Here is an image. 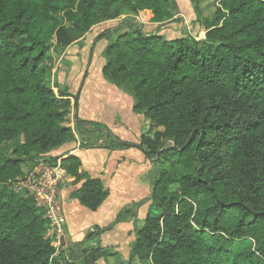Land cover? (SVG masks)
I'll use <instances>...</instances> for the list:
<instances>
[{"label": "trees", "instance_id": "obj_1", "mask_svg": "<svg viewBox=\"0 0 264 264\" xmlns=\"http://www.w3.org/2000/svg\"><path fill=\"white\" fill-rule=\"evenodd\" d=\"M143 10L153 12L155 31L136 20ZM180 13L177 0H0V264H75L55 255L44 210L13 183L79 139L85 148L138 147L153 161L152 202L127 264H264V0H219L200 20L201 39L161 33ZM115 19L96 41L108 40L106 79L150 123L137 143L101 122L72 126L79 94L53 79L54 52ZM61 159L84 179L80 202L97 210L108 187L79 172L78 156ZM81 245L72 255L82 264L107 251Z\"/></svg>", "mask_w": 264, "mask_h": 264}, {"label": "crops", "instance_id": "obj_2", "mask_svg": "<svg viewBox=\"0 0 264 264\" xmlns=\"http://www.w3.org/2000/svg\"><path fill=\"white\" fill-rule=\"evenodd\" d=\"M140 13L148 14L147 23L151 24L149 26L143 22L146 25L144 30L148 31L146 28L150 27L152 29H149L150 31H155L159 24L152 21L153 12L143 10ZM119 21L121 19L109 20L93 27L80 42L70 45L62 52V57L74 53L82 58L77 65L78 68L75 67L76 65L72 66L73 70L79 71V74L86 66V72L78 91L68 83L71 72L63 70L60 67V61L55 64L54 73L60 83L68 85L71 93L79 94L78 105L72 111L73 126L77 118L101 122L123 140L137 143L141 139L144 132L142 129L147 122H144L143 116L134 110V97L106 79L103 73L106 59L102 58V55H104L108 40L103 38L96 41L101 31L116 28ZM104 25H107V28ZM168 26L169 23L162 27L161 33L172 38L167 32ZM100 29L101 31L98 32ZM203 33L204 36L202 35L201 38L205 37V30ZM175 37L179 36L173 38ZM90 41H93L91 48L89 47ZM98 44L101 45L99 49H97ZM76 77L79 78V76ZM132 133L135 135L133 136ZM69 154L81 159L80 173L86 172L93 178H100L109 189V195L102 205L97 210H91L85 207L76 196V191L81 187L84 179L78 180L71 176L72 181L63 193L67 218L66 231L70 245L82 242L81 246L87 248L86 240L95 238L98 240L95 246L103 249L114 248V252L120 253L123 259H129L131 247L136 240V231L143 225L152 202L150 197L153 188V161L138 147L121 150L101 147L85 148L81 145L80 139L68 142L49 153L52 156H59L58 158ZM141 200L145 202L136 209L135 217L117 221L123 209ZM93 233L95 235L92 237Z\"/></svg>", "mask_w": 264, "mask_h": 264}, {"label": "rangeland", "instance_id": "obj_3", "mask_svg": "<svg viewBox=\"0 0 264 264\" xmlns=\"http://www.w3.org/2000/svg\"><path fill=\"white\" fill-rule=\"evenodd\" d=\"M177 1L180 5V10H181V13L178 15V17H180L181 19L179 21L169 23V26L167 27L168 28L167 32L169 33V36L172 37L169 39H173L174 36H185V35H192L198 38H201L202 35L204 36V33H203L204 27L200 20L201 18L212 17L214 15L216 11V6L218 5L219 0H177ZM196 5L199 6L198 10H196L195 8ZM136 20L139 23H142L144 28L146 27V25L143 22H146V24H148L149 26L151 25L150 23H147L149 21L148 14L139 13L138 15H136ZM119 24H120V21H119ZM104 26L105 28H107L106 27L107 25H104ZM147 29L148 31L152 30L150 27L146 28V30ZM100 31L101 29L98 32ZM205 36H206V30H205ZM92 46H93V41H90L89 47L91 48ZM100 46L101 45L98 44L97 49H99ZM53 55H54L53 58H54L55 64L58 63V61H60L59 62L60 67L63 70H67L71 72L70 77L68 78V83L71 85V87L75 88V90L78 91L79 87L81 86L84 74L86 72V66L81 74H79V71L76 72V70H73L72 66L76 65L75 67L78 68L77 65H79L78 63L82 60V58H80L79 55H75L74 53L64 56V57H62L63 56L62 52H54ZM88 56H89V51H88ZM102 58L105 59L104 55H102ZM54 68H55V65H54ZM76 76H79V78ZM53 79L59 82V80L57 79L54 73V69H53ZM77 81L79 82H78V86L76 87L75 85ZM61 84L68 87V85L66 84H63V83ZM104 110H107V109H104ZM144 122H147V123L144 125V129L142 130H145V128L150 127V123L148 121L144 120ZM71 125L73 126L72 123ZM132 135L134 136L135 134L132 133ZM133 136H129V137H133ZM152 177H153V174H152ZM15 185H16V181L13 183V187ZM139 226H141L140 222H139ZM90 233H92V231ZM86 242H88L87 248L92 249V248H95V245H97L96 243H98V240H96L95 238H92V239H87ZM73 246L74 245H70V248L64 249V250L60 249L57 256L60 253L61 254L65 253L67 258L70 260H73L75 264H82L81 259H76L73 257L72 254L75 251L74 249H76V247L75 246L73 247ZM104 250H107V251H104V253L106 252V254L103 257H100L95 264H127L129 259H126V260L123 259V256L120 253L114 252V248L104 249ZM129 264H151V263L142 262L135 258L131 260Z\"/></svg>", "mask_w": 264, "mask_h": 264}, {"label": "built area", "instance_id": "obj_4", "mask_svg": "<svg viewBox=\"0 0 264 264\" xmlns=\"http://www.w3.org/2000/svg\"><path fill=\"white\" fill-rule=\"evenodd\" d=\"M71 181L72 177L63 167L61 157L52 161L49 155H45L24 177L18 178L14 186L17 192L32 196L37 206L44 210L50 222L46 237L53 240L57 249L55 255L60 249L70 248L63 193Z\"/></svg>", "mask_w": 264, "mask_h": 264}]
</instances>
